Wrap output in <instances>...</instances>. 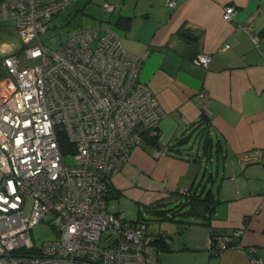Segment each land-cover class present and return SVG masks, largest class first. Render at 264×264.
<instances>
[{"label":"built area","instance_id":"2783aa9c","mask_svg":"<svg viewBox=\"0 0 264 264\" xmlns=\"http://www.w3.org/2000/svg\"><path fill=\"white\" fill-rule=\"evenodd\" d=\"M73 1L0 0V20H16L21 43L0 57V264H160L157 240L167 241L166 231L148 232L143 221L110 212L106 198L130 150L159 137L164 113L139 76L145 53L126 49L104 25L77 29L48 47L39 36L47 20ZM114 8L103 3L107 12ZM223 8V19L232 20L235 8ZM238 27L258 44L250 24ZM211 60L204 52L193 58L203 67ZM44 220L58 237L36 246L30 231ZM242 232L213 233L209 251L221 253ZM244 250L253 264H264L256 247Z\"/></svg>","mask_w":264,"mask_h":264},{"label":"crops","instance_id":"0c3cea01","mask_svg":"<svg viewBox=\"0 0 264 264\" xmlns=\"http://www.w3.org/2000/svg\"><path fill=\"white\" fill-rule=\"evenodd\" d=\"M105 1L115 5L112 23L130 18L120 36L126 49L145 53L139 76L164 113L157 142L131 149L113 175L107 205L110 198L116 208L108 210L158 221L155 211L178 204L181 189L206 195L209 209L157 222L168 235L159 263L253 264L245 247L264 255V0ZM227 5L236 10L232 20L222 17ZM243 23L259 35L257 45ZM16 43L1 41L0 54ZM199 52L212 54L208 67L193 62ZM184 136V145L173 146ZM238 228L232 246L209 251L213 233Z\"/></svg>","mask_w":264,"mask_h":264},{"label":"rangeland","instance_id":"374dc122","mask_svg":"<svg viewBox=\"0 0 264 264\" xmlns=\"http://www.w3.org/2000/svg\"><path fill=\"white\" fill-rule=\"evenodd\" d=\"M105 0H76L70 3L66 9L60 13L52 16L47 20L48 29L41 33L40 39L46 42L47 46L54 48L60 39L65 38L71 32L85 27H98L100 25L110 26L116 29L119 34L123 36V29L114 25L113 19L116 17V12H107L103 9V3ZM115 11V10H114ZM54 38L55 42L51 41ZM20 42V39L16 33V20L15 19H3L0 20V42L1 41ZM16 45H18L16 43ZM13 47L11 50L18 48ZM4 54V53H3ZM0 54V57L3 55ZM66 164H73V159L69 155L64 156ZM108 209L113 211L116 208V202L109 198ZM126 218L133 219L134 210L132 209V215L127 213ZM183 219V217H181ZM147 220V218H145ZM157 222L172 223L168 218H162V220H155V218H148L147 231H157ZM30 236L32 242L39 246L43 241L56 239L58 237V231L51 225L50 222L44 220L35 224L31 231Z\"/></svg>","mask_w":264,"mask_h":264},{"label":"trees","instance_id":"16d2710c","mask_svg":"<svg viewBox=\"0 0 264 264\" xmlns=\"http://www.w3.org/2000/svg\"><path fill=\"white\" fill-rule=\"evenodd\" d=\"M129 21H130L129 17H125V18H122V19L120 18V19L115 21L114 25H117L121 29L126 30V29L129 28V24H130ZM187 138H188V136L178 137L176 139L177 142L173 146H182V145H184V143L187 142ZM145 140H152L154 142H157L155 139H145ZM59 142H60V146H61L62 152L65 154L66 150L69 147V144H68L67 139L65 138L64 134H62V133L59 134ZM110 185H111V183L109 184V189H108V193H107V196H106L107 200H108V194H109V190H110ZM179 194L181 196V201L178 204L174 205L173 207H171L169 209H163V210L160 209V210L155 211V212L158 213L161 218H168V219L176 221V222H184V218H188V216H192V214H191L192 209H195V208L197 209L198 207L200 208V207H203V206L205 208L209 207V206H207V204H204V205L202 204L205 201V199H206V195L201 197L200 194H197L195 192L192 193L188 189H187V193L182 194L180 192ZM181 217H183V219ZM137 218L134 219V221H141L140 219H137ZM142 221L146 224V220H142ZM186 222L189 223L191 221H186ZM146 226H147V224H146ZM159 230H162V229H159ZM166 234H167V232H166ZM167 238H168V235H167ZM166 243H167V241L164 242V241H160V239L157 240V245L161 249L160 252L165 248Z\"/></svg>","mask_w":264,"mask_h":264}]
</instances>
